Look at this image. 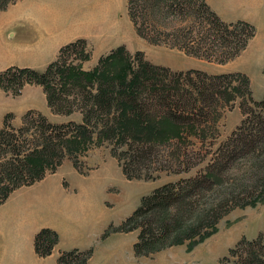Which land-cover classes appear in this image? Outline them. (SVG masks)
Returning a JSON list of instances; mask_svg holds the SVG:
<instances>
[{
    "label": "trees",
    "instance_id": "16d2710c",
    "mask_svg": "<svg viewBox=\"0 0 264 264\" xmlns=\"http://www.w3.org/2000/svg\"><path fill=\"white\" fill-rule=\"evenodd\" d=\"M12 0H0V9ZM126 14L138 36L164 44L185 55L224 63L244 49L254 28L243 20L222 21L206 0H126ZM87 42L76 38L60 46L42 71L8 66L0 71V88L16 95L24 83L40 85L52 113L77 111L79 121H50L29 109L20 125L5 113L0 127V203L9 193L54 172L68 160L80 175L88 168L77 155L92 135L96 144L113 140L109 149L125 179L148 180L158 171L186 172L203 160L183 153L185 138L196 124L214 120L216 107L232 108L235 100L242 118L215 148L209 160L191 176L169 181L140 196L138 204L112 230L135 231L133 256H148L165 247L194 244L208 235L231 206L254 205L264 199V92L251 97L249 79L240 71L206 73L173 70L129 53L122 45L100 55L90 69ZM79 56L66 59L67 53ZM264 75V65L262 67ZM80 104L74 106L76 101ZM174 141L175 167L157 158L156 145ZM114 146H123L116 148ZM244 160L245 166L233 164ZM153 161V162H152ZM156 166L150 167L149 163ZM108 234L103 230L101 238ZM58 241L55 230L39 228L33 249L46 256ZM91 248L60 250L55 264H86ZM220 264H264V227L252 238L239 237L219 259Z\"/></svg>",
    "mask_w": 264,
    "mask_h": 264
},
{
    "label": "rangeland",
    "instance_id": "374dc122",
    "mask_svg": "<svg viewBox=\"0 0 264 264\" xmlns=\"http://www.w3.org/2000/svg\"><path fill=\"white\" fill-rule=\"evenodd\" d=\"M125 1L110 0L109 29L106 32L104 30L100 43L95 44L93 48L91 44L87 43L85 50L88 56L80 62L82 69L91 68L86 67V61L89 60L91 55L98 58L110 49L122 45L129 53L139 50L143 53V59L152 63L168 65L173 70L185 71L193 68L206 73L242 71L249 79L251 97L254 100H259L262 97L264 75L261 69L264 65V45L256 46V42L253 40L252 44L246 47L237 57L224 63L191 57L178 49L169 48L164 44H152L145 38L138 36L126 14ZM104 19L105 7L103 3ZM78 54V52H69L65 55V58H75L79 56ZM237 101L238 99L235 100L232 108L228 110L225 107H216L218 115L214 120L196 124L194 132L200 134L203 137L202 139L190 134L185 138V141L190 143L179 146L182 150L179 159L184 158L183 153L187 154L192 161L197 160L199 153L204 155L203 160L198 161L186 172L158 171L155 177L148 180L125 179L115 159L109 153L114 141L105 140L100 144H96L95 136L92 135V142L87 143L86 148L77 155L79 161L89 169L86 175L78 174L71 163L64 160L48 176V180L57 183L64 178L70 186L82 195L85 200L87 214L90 216L83 230L66 239V244L69 246L67 248H91L86 264H220L219 259L226 255L227 249L233 245L237 238L241 235H244L245 238L254 237L257 232L262 231L264 227V199L252 206H231L217 219L208 235L194 244L185 242L168 246L146 257L132 255L131 244L135 236L134 231L119 232L112 230L136 207L140 196L149 193L162 183L191 176L209 160L218 144L225 139L242 118L237 107ZM74 104L76 107L80 104V101L77 100ZM51 114L53 116L48 118L52 122L80 120L77 111L64 115L52 112ZM21 115L17 124L12 123V116L10 124L14 127L19 126ZM114 147L123 148V146ZM155 149L157 158L168 159L172 164V168L175 167L173 156L177 150V145L174 141L156 145ZM152 162L148 164H152L151 168L156 166ZM243 166H245L244 160H239L233 164L235 169ZM104 229H107L108 234L101 238L100 235ZM48 260L52 263L54 258Z\"/></svg>",
    "mask_w": 264,
    "mask_h": 264
},
{
    "label": "crops",
    "instance_id": "0c3cea01",
    "mask_svg": "<svg viewBox=\"0 0 264 264\" xmlns=\"http://www.w3.org/2000/svg\"><path fill=\"white\" fill-rule=\"evenodd\" d=\"M206 3L222 21L243 20L253 26V36L244 49L253 40L256 46L264 45V0H206ZM109 7L110 0L10 1L0 9V71L11 65L42 71L60 46L76 38L85 39L93 48L100 43L104 30L109 29ZM91 57L86 67L95 64L97 57ZM29 109L38 110L47 118L53 116L40 85L24 84L16 96L0 88V127L5 113H11L12 123L17 124L19 116ZM52 173L15 188L0 203V264H55L60 250L85 249L67 248L66 244V239L83 230L89 221L85 200L64 178L59 183L48 180ZM41 227L55 230L58 236L46 256L37 255L33 249V235ZM49 258L54 261L51 263Z\"/></svg>",
    "mask_w": 264,
    "mask_h": 264
}]
</instances>
